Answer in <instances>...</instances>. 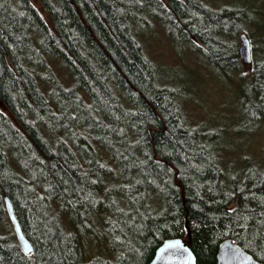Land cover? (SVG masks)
Here are the masks:
<instances>
[{
    "label": "trees",
    "instance_id": "trees-1",
    "mask_svg": "<svg viewBox=\"0 0 264 264\" xmlns=\"http://www.w3.org/2000/svg\"><path fill=\"white\" fill-rule=\"evenodd\" d=\"M259 6L0 0V264H150L172 238L198 264L229 239L264 263V164L223 158L225 134L187 112L141 41L157 22L216 72L251 67L264 108V49L250 66L239 52Z\"/></svg>",
    "mask_w": 264,
    "mask_h": 264
},
{
    "label": "rangeland",
    "instance_id": "rangeland-1",
    "mask_svg": "<svg viewBox=\"0 0 264 264\" xmlns=\"http://www.w3.org/2000/svg\"><path fill=\"white\" fill-rule=\"evenodd\" d=\"M211 1L215 4H228L241 0ZM252 1L260 4L257 22L261 24V29L253 26L252 30L246 28L247 31L243 29L240 34H249L252 48L260 52L264 49V0ZM141 41L159 66L165 82L180 90L187 112L199 122L212 125V128L219 127V131L225 134L226 143L221 150L222 157L229 162L235 159L244 161L243 158L252 157L253 162L245 165L264 164V124L263 127L253 129L258 124L259 116L264 113L260 98L253 97V69L244 66V77L230 66L223 67L230 73L216 72L210 67L212 63L210 64L204 56L196 58L187 45L176 43L157 22L141 35ZM228 42L233 44L234 38H229ZM232 119L242 120L234 126ZM0 229L5 231L4 227L0 226ZM100 246L102 247V244L89 243L86 247L87 254H97Z\"/></svg>",
    "mask_w": 264,
    "mask_h": 264
},
{
    "label": "water",
    "instance_id": "water-1",
    "mask_svg": "<svg viewBox=\"0 0 264 264\" xmlns=\"http://www.w3.org/2000/svg\"><path fill=\"white\" fill-rule=\"evenodd\" d=\"M239 52L242 63L250 66L253 63L252 44L247 33L239 36ZM5 204L8 216L14 227L15 234L21 249L30 254L34 251L32 241L26 236L22 225L15 212L11 198L5 196ZM150 264H198L197 256L184 239H167L156 251ZM216 264H264L248 253L240 245L232 240L224 241L219 248Z\"/></svg>",
    "mask_w": 264,
    "mask_h": 264
},
{
    "label": "flooded vegetation",
    "instance_id": "flooded-vegetation-1",
    "mask_svg": "<svg viewBox=\"0 0 264 264\" xmlns=\"http://www.w3.org/2000/svg\"><path fill=\"white\" fill-rule=\"evenodd\" d=\"M10 223H11V221H10ZM11 225H12V223H11ZM14 228V227H13ZM15 231V230H14Z\"/></svg>",
    "mask_w": 264,
    "mask_h": 264
}]
</instances>
